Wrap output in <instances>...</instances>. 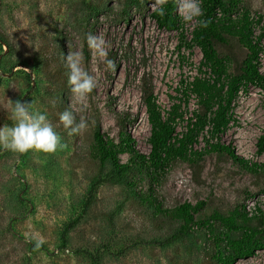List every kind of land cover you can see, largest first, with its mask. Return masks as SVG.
Instances as JSON below:
<instances>
[{"label": "rangeland", "instance_id": "obj_1", "mask_svg": "<svg viewBox=\"0 0 264 264\" xmlns=\"http://www.w3.org/2000/svg\"><path fill=\"white\" fill-rule=\"evenodd\" d=\"M123 1L0 0V264H216L205 229L159 245L179 223L153 216L125 185L101 183L87 204L91 182L109 171L89 156L96 122L115 141L124 125L135 148L149 152L144 74L163 113L180 103L185 119L197 108L195 96L181 90L201 75L200 50L186 47L199 0H174L181 28L173 31L150 16L163 0H142L126 14ZM86 4L99 12L91 17ZM240 7L260 17L258 35L264 0H241ZM216 50L230 72L246 55L234 39ZM259 67L264 73V53ZM232 115L218 142L248 165L264 164V153H256L263 92L255 86L240 92ZM184 126L179 121L177 131ZM207 137L195 148L203 149ZM134 176L146 192L152 183ZM152 187L164 207L204 202L200 216L247 201L264 210V168L246 169L226 154H206L199 165L177 162ZM235 264H264V250Z\"/></svg>", "mask_w": 264, "mask_h": 264}, {"label": "trees", "instance_id": "obj_2", "mask_svg": "<svg viewBox=\"0 0 264 264\" xmlns=\"http://www.w3.org/2000/svg\"><path fill=\"white\" fill-rule=\"evenodd\" d=\"M241 0H199V13L191 31V38L186 47H197L202 59L198 66L199 76L185 82L181 92L187 98L194 95L197 108L192 116L184 119L181 104H173L163 113L157 103L154 88L147 75L141 77V99L145 107L150 126L148 137L149 152H140L134 146L132 135L119 125L118 140L106 136L99 122L93 131V142L89 156L101 166L109 165V171L97 176L91 182L87 204L91 202L101 183L125 185L129 193L146 206L155 217L178 222L179 226L159 245L171 243L189 235L194 229H205L213 242L214 252L211 258L216 264H235L240 259H247L264 250V210L249 214L243 204L226 212L212 211L200 216L204 202L188 201L172 207H164L157 199L152 184L175 163L186 162L199 165L204 155L215 152L226 154L235 162L249 170L264 168V164H251L238 156L229 144H220L219 137L233 120L234 102L240 92L247 93L249 86L258 87L264 95V73L260 71V54L264 53V30L258 35L254 27L260 23V17L253 19L249 11L240 7ZM142 0H124L123 13L132 7H139ZM90 16L99 12L97 5L86 4ZM151 18L160 28L169 31L181 28L180 16L174 0H163L150 13ZM181 39L184 34L180 32ZM236 40L246 50V55L234 72H230V61L220 56L216 45H226L229 40ZM205 67L208 72L202 70ZM120 119V118H119ZM179 121H185L183 131H177ZM120 123V121H119ZM206 138L205 147L196 149L200 137ZM209 138V139H208ZM210 139H216L215 143ZM256 153H264V131L257 138ZM127 154L128 161L121 162L120 155ZM141 174L152 183L146 192L135 187V173ZM216 225L223 232H216ZM65 233L62 234L64 240Z\"/></svg>", "mask_w": 264, "mask_h": 264}, {"label": "built area", "instance_id": "obj_3", "mask_svg": "<svg viewBox=\"0 0 264 264\" xmlns=\"http://www.w3.org/2000/svg\"><path fill=\"white\" fill-rule=\"evenodd\" d=\"M244 209L249 213L253 214L256 213L258 209H260L258 206H256L254 201H247L243 204ZM263 210V209H261Z\"/></svg>", "mask_w": 264, "mask_h": 264}]
</instances>
